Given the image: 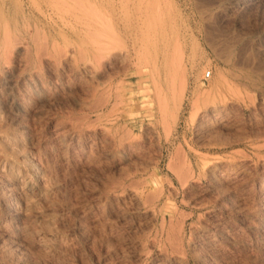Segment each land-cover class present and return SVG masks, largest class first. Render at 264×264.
<instances>
[{"label": "rangeland", "instance_id": "rangeland-1", "mask_svg": "<svg viewBox=\"0 0 264 264\" xmlns=\"http://www.w3.org/2000/svg\"><path fill=\"white\" fill-rule=\"evenodd\" d=\"M0 264H264V0H0Z\"/></svg>", "mask_w": 264, "mask_h": 264}, {"label": "built area", "instance_id": "built-area-1", "mask_svg": "<svg viewBox=\"0 0 264 264\" xmlns=\"http://www.w3.org/2000/svg\"><path fill=\"white\" fill-rule=\"evenodd\" d=\"M210 75H211V73L210 72H207L206 74H205V76H204V81H207L209 78H210Z\"/></svg>", "mask_w": 264, "mask_h": 264}, {"label": "bare ground", "instance_id": "bare-ground-1", "mask_svg": "<svg viewBox=\"0 0 264 264\" xmlns=\"http://www.w3.org/2000/svg\"><path fill=\"white\" fill-rule=\"evenodd\" d=\"M228 48V47H227ZM229 50V49H228ZM228 50H227V52H228ZM138 197V196H137Z\"/></svg>", "mask_w": 264, "mask_h": 264}]
</instances>
